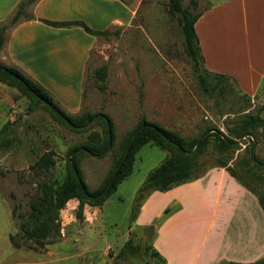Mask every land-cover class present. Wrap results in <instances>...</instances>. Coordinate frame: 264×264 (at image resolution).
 <instances>
[{"label":"rangeland","instance_id":"374dc122","mask_svg":"<svg viewBox=\"0 0 264 264\" xmlns=\"http://www.w3.org/2000/svg\"><path fill=\"white\" fill-rule=\"evenodd\" d=\"M224 1L181 0L183 8L193 14ZM167 2L142 0L129 25L110 29L107 37H95L80 99L70 110L53 96L54 99L70 115L83 111L108 115L115 128V147L142 116L186 139L208 129L227 136L248 114L259 116L264 122V90L252 98L246 97L237 81L228 76L231 80L223 83L224 94L219 90L209 94L203 91L193 62L185 53L179 21L169 14ZM31 8L25 13L30 14ZM117 13L108 10L107 16ZM6 19L1 20L0 26L8 22ZM12 29L4 34L0 52V64L4 66H13L4 50ZM102 67H106V75L100 80L96 73ZM70 69L68 60L61 58L49 71L63 80ZM65 80L61 87L68 88L72 80ZM207 80L212 82L213 78ZM29 105L30 101L17 89L0 83V130L6 124L9 126L3 137L6 144L0 146V264H163L152 254L154 227L136 225L146 200L137 201L139 190L149 173L169 157V152L152 144L136 153L132 173L102 206L84 207L83 220L76 218L77 200L66 204L60 212V236L53 245L34 249V243L22 239L19 223L27 218L29 204L38 195L37 186L50 178L61 183L67 151L84 143L91 131L101 130L100 125L93 124L85 132H72L55 123L42 106L29 111ZM245 139L236 140L238 146L232 150L229 165L264 200V123L254 139L259 167L249 163L245 153L249 142ZM46 151L56 155L49 175L30 169ZM217 157L224 155L210 145L199 159L210 163L201 169ZM112 160V153L103 158H79V168L90 190L102 184ZM11 236L16 238L17 246L11 242ZM127 242L139 250L121 256Z\"/></svg>","mask_w":264,"mask_h":264},{"label":"crops","instance_id":"0c3cea01","mask_svg":"<svg viewBox=\"0 0 264 264\" xmlns=\"http://www.w3.org/2000/svg\"><path fill=\"white\" fill-rule=\"evenodd\" d=\"M21 1L0 0V22L10 19ZM141 1L38 0L30 12L35 20L14 27L4 50L13 66L70 110L80 99L96 38L80 27L52 28L39 19L81 21L105 31L129 25ZM108 10L118 13L108 18ZM194 29L208 72L234 78L241 93L251 98L263 90L264 0H226L203 11ZM61 58L71 66L63 77L72 80L68 88L49 71ZM136 225L154 226L152 246L165 264H250L264 259V211L256 195L223 168H211L168 192H153L141 206Z\"/></svg>","mask_w":264,"mask_h":264},{"label":"trees","instance_id":"16d2710c","mask_svg":"<svg viewBox=\"0 0 264 264\" xmlns=\"http://www.w3.org/2000/svg\"><path fill=\"white\" fill-rule=\"evenodd\" d=\"M37 1L22 0L8 22L0 26V52L4 46V34L10 27L14 28L23 21L35 20L31 14H26L25 10ZM119 1L126 2V0ZM167 1L169 14L175 16L181 26L185 53L193 62L194 73L200 82L201 88L206 94L216 90L224 94L223 83L231 80V78L222 74L210 73L203 68L204 59L194 29L196 21L203 12L193 14L190 9L183 8L181 0ZM39 21L52 28L80 27L85 33L96 38L110 35L109 30L95 31L81 21L51 22L43 19H39ZM96 75L100 80L105 79L106 67L100 68ZM209 77L213 78L212 82H208ZM0 83L17 89L22 96L26 97L30 101L29 111L35 106H42L55 123L72 132H85L93 124H98L101 127L100 131H91L84 143L67 151L65 176L61 183L50 178L37 186L38 195L29 204L27 218L19 223L22 239L34 243V249H43L47 245H53L56 242L61 231L60 212L70 200L75 199L78 201L76 210L78 220H83V209L86 205L89 207L102 206L117 190L118 186L130 176L133 171L136 153L147 144H152L169 152V157L149 173L139 190L138 202L147 199L153 192H168L198 179L211 168L219 167L225 169L240 185L256 195L264 211L262 197L255 194L234 170V167L229 165L233 160L232 150L238 146L236 140L246 137L245 140L249 142L245 148V153L249 156L248 161L254 167H259V161L255 155L256 143L254 140L255 132L264 123L259 116L249 114L244 116L232 130L228 131L227 136L218 130L208 129L191 139H186L175 132L155 125L142 116L138 124L128 131L120 144L115 147V128L108 115L88 111H83L78 115L68 114L43 85L27 76L16 66L0 64ZM8 129L9 126L6 124L0 130V146L6 144L3 137ZM210 145L224 157H217L211 162L210 166L201 169L202 165L205 166L210 163L199 161ZM109 153H112L113 158L111 168L102 184L92 191L83 179L79 168V158L82 156L103 158ZM55 157L53 151H46L30 169L49 175L55 165ZM238 163L239 161L236 162V165ZM170 211L169 208L165 209L163 216ZM150 227L153 229L154 226ZM10 240L15 246L18 245L15 237L11 236ZM151 249L152 254L165 264L164 259L153 246ZM138 250V247L127 242L120 255L135 254ZM250 264H264V259Z\"/></svg>","mask_w":264,"mask_h":264},{"label":"water","instance_id":"95a60500","mask_svg":"<svg viewBox=\"0 0 264 264\" xmlns=\"http://www.w3.org/2000/svg\"><path fill=\"white\" fill-rule=\"evenodd\" d=\"M246 138V137H245Z\"/></svg>","mask_w":264,"mask_h":264}]
</instances>
